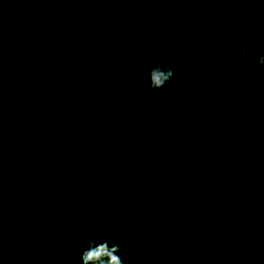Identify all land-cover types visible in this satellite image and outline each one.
Wrapping results in <instances>:
<instances>
[{"label":"trees","instance_id":"1","mask_svg":"<svg viewBox=\"0 0 264 264\" xmlns=\"http://www.w3.org/2000/svg\"><path fill=\"white\" fill-rule=\"evenodd\" d=\"M261 54L264 0H0V264H264Z\"/></svg>","mask_w":264,"mask_h":264},{"label":"clouds","instance_id":"2","mask_svg":"<svg viewBox=\"0 0 264 264\" xmlns=\"http://www.w3.org/2000/svg\"><path fill=\"white\" fill-rule=\"evenodd\" d=\"M163 2V0H161ZM203 37V32L197 34V39ZM191 46V45H188ZM254 47L253 44H246L241 46L237 54L227 53L224 57L226 62H230L232 67H236L239 62L240 55H246L250 49ZM147 67L140 73L142 77H146L149 86L152 90H158L164 87V85L170 82L174 75V66L171 63L161 62L150 54L146 58ZM256 65L258 67L264 66V54L259 55L256 58ZM195 79V75L189 73L185 80L186 82L181 84L180 91H187L190 83ZM118 232V226L114 227L106 234V238L100 242L95 240L87 241V247L80 253L81 264H124L119 253L122 251L119 243L109 244V240L112 239V234ZM117 241L120 240L119 236H116Z\"/></svg>","mask_w":264,"mask_h":264}]
</instances>
